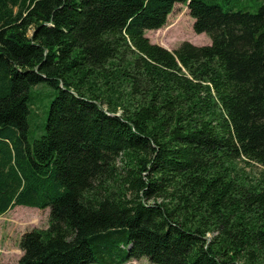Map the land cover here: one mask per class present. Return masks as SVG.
Here are the masks:
<instances>
[{
	"label": "trees",
	"instance_id": "trees-1",
	"mask_svg": "<svg viewBox=\"0 0 264 264\" xmlns=\"http://www.w3.org/2000/svg\"><path fill=\"white\" fill-rule=\"evenodd\" d=\"M175 3L209 44L150 42ZM18 205L49 217L15 264H264V0H0Z\"/></svg>",
	"mask_w": 264,
	"mask_h": 264
},
{
	"label": "rangeland",
	"instance_id": "rangeland-1",
	"mask_svg": "<svg viewBox=\"0 0 264 264\" xmlns=\"http://www.w3.org/2000/svg\"><path fill=\"white\" fill-rule=\"evenodd\" d=\"M145 35L150 42L161 45L169 51L176 49L187 41L194 45L210 43L205 33H196L193 30V18L183 3H175L168 14L165 24L156 30H147ZM251 168H247L250 170ZM251 170L258 171L257 166ZM49 207L18 205L0 215V263L15 264L22 251L19 241L23 233L32 229L46 228L48 225ZM210 235V234H209ZM124 264H153L146 258L131 259Z\"/></svg>",
	"mask_w": 264,
	"mask_h": 264
}]
</instances>
